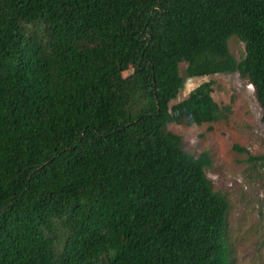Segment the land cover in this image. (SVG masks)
Returning a JSON list of instances; mask_svg holds the SVG:
<instances>
[{"label":"trees","instance_id":"trees-1","mask_svg":"<svg viewBox=\"0 0 264 264\" xmlns=\"http://www.w3.org/2000/svg\"><path fill=\"white\" fill-rule=\"evenodd\" d=\"M183 63L248 79L264 125V0H0V264H231L212 159L168 129Z\"/></svg>","mask_w":264,"mask_h":264},{"label":"rangeland","instance_id":"rangeland-1","mask_svg":"<svg viewBox=\"0 0 264 264\" xmlns=\"http://www.w3.org/2000/svg\"><path fill=\"white\" fill-rule=\"evenodd\" d=\"M231 55L240 61L245 46L237 37L229 40ZM180 65L184 87L170 109L176 121L168 129L182 138L183 149L198 157L206 152L212 166L206 173L214 190L229 203L227 239L231 264H264V162L250 156H264L262 110L254 87L239 73L188 78ZM212 83L202 95L200 86ZM210 99L229 108L217 122H202L194 105ZM239 148V149H237Z\"/></svg>","mask_w":264,"mask_h":264}]
</instances>
